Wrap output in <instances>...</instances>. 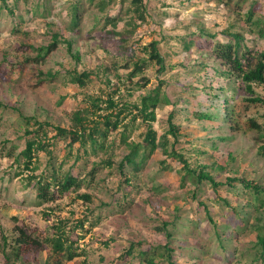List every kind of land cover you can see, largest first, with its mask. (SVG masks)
Listing matches in <instances>:
<instances>
[{
  "label": "rangeland",
  "instance_id": "obj_1",
  "mask_svg": "<svg viewBox=\"0 0 264 264\" xmlns=\"http://www.w3.org/2000/svg\"><path fill=\"white\" fill-rule=\"evenodd\" d=\"M73 1L18 0L16 13L23 15L25 21L17 27L9 15L0 12V264L6 262L2 249L5 239L14 241L20 229L42 245L22 244L21 257L12 256L11 264H46L48 260H56L45 239L52 235L53 225L58 220H65L69 227L80 220L85 222L83 228L79 226L70 233L81 254L72 260L64 257L67 264H145L139 259L138 251L168 242L166 232L160 229L165 222L169 223L172 233L170 246L174 248L173 258L177 264H252L256 232L253 227L244 232L235 230L238 219L222 200L227 198L236 206L245 199L228 191L225 185L214 189L204 182L195 188L179 157L164 154L161 148L150 155L137 173L125 168V173L133 176L127 183L118 167L129 152L121 141L124 127L109 137V141L117 140L112 164L101 162L109 156L104 150L83 156L72 169L81 179V185L63 193L53 186V201L42 200L34 186H26L31 172L13 176L15 157L25 146L24 116L49 121L53 127H71L74 114L86 107L84 93L99 92L107 99L120 74L124 75L125 83L115 99L130 107L139 105L144 96L164 81L161 96L167 94L170 101L158 105L153 124L161 138L169 128L170 112L175 113L174 122L181 126L176 147L185 153L191 165L213 162L225 165L228 154L233 153V165L239 169L238 173L243 175L244 172L264 187L259 131L249 123L250 119L258 123L264 121V105L247 103L243 93L228 90L229 107L235 109L231 126L223 124L222 119L205 124L196 119L195 111L210 107L207 92L211 93V89H204L208 84L203 79L204 73H212L213 66H225L213 55L211 40L205 38L192 46L185 45V37L196 33L199 26L211 33L220 32L217 39L226 41L222 30L233 22H239V27L243 25L237 11L246 10V3L237 5L236 0H232L224 6L222 0H144L148 7L147 20L136 21L134 26L128 24L130 16L125 14L129 0H124V8L120 0H82L73 12L75 22L70 30ZM106 15H118V19L106 24ZM56 32L63 35L61 40L66 38L73 43L80 53V63L72 57L65 42H60L45 59L38 58L36 48L49 44ZM253 38L251 46L263 49L264 41L257 35ZM154 40L159 42L168 67L159 74L157 66L151 64L142 74L149 79L148 84L139 87L136 84L139 77L127 80L126 74L132 67L124 65L147 56L149 44ZM75 68L79 72L84 69L93 72L86 88L65 76L67 70ZM104 68H108L111 78L109 86L104 81L107 76ZM50 72L57 75L53 77ZM221 83L226 82L221 80ZM258 90L264 94V85ZM146 127L141 116L129 123L128 140L141 141ZM45 130L49 137L55 133L50 126ZM169 138L174 139L171 135ZM67 142L62 139L53 144L52 159L47 151L37 154V174L53 164L63 163V169L71 167L73 158L63 162ZM227 175L229 172L221 171L215 178L224 181ZM84 193L90 195L89 200L79 196ZM203 203L219 225L231 223L228 231L233 233L232 241L225 242V248L218 242ZM249 220L252 222V218ZM219 227L222 229L221 225ZM132 244L135 246L130 250ZM157 261L167 264L160 257Z\"/></svg>",
  "mask_w": 264,
  "mask_h": 264
},
{
  "label": "trees",
  "instance_id": "obj_2",
  "mask_svg": "<svg viewBox=\"0 0 264 264\" xmlns=\"http://www.w3.org/2000/svg\"><path fill=\"white\" fill-rule=\"evenodd\" d=\"M231 2L232 0H222L224 6H228ZM10 3L13 5H10ZM17 3L18 0H0V12L11 17L15 22L14 27L19 26L25 21L23 15L16 13ZM81 3L82 0H74L72 3L70 9V14L72 15L69 25L70 30L75 22V14L73 12ZM241 3L247 4L246 10L243 11L240 9L237 11L239 19L243 21V25L239 27L237 25L239 22L237 24L235 22L229 23L222 30V33L227 38L226 41L217 39L220 32L211 33L206 27L200 26L196 33H191L189 37H185L186 46H192L205 38L211 40L213 55L225 66V68H220L218 65L213 66L212 73L207 74L209 72H205L203 75V79L208 82L207 85H204V89H211V93L207 92L210 107L206 110L198 109L193 115L196 119L203 121L204 124L212 120L222 119L223 124L232 125L230 121L233 114H235V109L229 107L230 101L226 95V91L228 90H232L235 94L243 93V99L247 103H260L264 105V94L258 90V87L264 85V48L257 50L251 46L254 35L259 36L264 41V0H236L237 5ZM124 5V0H120V6L124 8ZM147 11V3L144 0H129L125 9V14L130 16V19L127 21L128 24L136 26V21L140 23L145 22L147 20ZM117 16L106 15V24L115 22L118 19ZM62 37L63 35L61 33L56 32L53 34V39L49 44L36 48L38 58L45 59L58 47L60 42H65L72 57L76 59L77 63H80L79 51L75 50L73 43L68 39L64 38L61 40ZM149 46L150 50L147 56H140L131 60L129 64L124 65L126 68L132 67L131 71L126 74L127 80L131 81L139 77V80L136 81L139 87H145L148 84L149 79L142 74L151 64L157 66V72L159 74L164 73L168 67L165 57L159 50V42L154 40ZM202 66L206 68L207 65L203 63ZM76 69L67 70L65 76H68L72 83L77 84L81 88H86L92 81L91 75L93 72L86 69L79 72ZM103 70L107 75L104 81L109 86L111 84V78L108 77V68H104ZM49 74L53 77L57 75L52 72ZM117 77L119 80L115 83L116 87L112 92L108 93L107 99L99 92L84 93L86 107L74 114L71 127H63L60 125L53 127L49 121L39 120L34 116H24L26 121L24 130L25 146L15 157L14 167L16 172H14L13 176H22L25 171L31 172L28 176L26 186H34L38 191V196L42 200L53 201L55 199L54 193L52 192L53 186L54 189L63 193L74 188V186L78 188L81 185V179L73 174L72 169L79 164V161L83 160V156L90 153L97 154L98 150H104L109 156L107 160L104 159L101 162L105 161L109 165L112 164L114 146L117 140L113 139L109 141V137L112 132L124 127L121 133V141L123 145L128 147L129 152L119 161L118 167L127 183L131 182L133 176L125 173V168L129 167L137 173L145 165L150 155L158 148H161L164 154H173L179 157L187 170L188 176L195 184V188L200 187L204 182L211 184L214 189L225 185L229 189L228 191L245 199L243 204L240 203L244 206L241 209V205L234 206L229 199L221 198L238 219L235 230L244 232L247 228L253 227V231L256 232L253 244L255 254L251 262L252 264H264V187L262 184L256 182L254 179L248 178L244 172H242L243 175L238 173L239 169L233 165L235 159L233 153L228 154L229 159L225 165L214 162L211 165L207 163H197L195 166L191 165L185 153L176 147L179 143L181 126L174 122L175 113L173 111L170 112L168 117L169 128L161 138H158V132L153 124L157 119L156 108L158 105L170 101L167 94L161 96V84H164V81L152 93L144 96L139 105L133 104L130 107L127 103H119L115 99V96L121 91L125 83L123 82L125 81L124 75L118 74ZM221 80L226 83H221ZM216 84H218L217 87ZM132 108L136 110L134 111ZM140 116L147 126L144 137L139 142L129 141V134L127 133L129 123L135 122ZM249 123L251 127L259 131V153L264 156V121L258 123L256 119H250ZM46 126L52 127L55 131L50 137L48 136V131L45 130ZM169 135L173 136V141L169 138ZM62 139L66 142L68 141L63 162L71 161L73 158L71 167L63 169V163L58 166L53 164L54 166L48 167L42 173L37 174L36 172L39 168L37 154L40 151H47L50 159H52L53 154L50 148ZM76 144L78 146L74 147ZM213 146L215 149L218 148L217 145ZM94 171L95 167L91 171V174ZM221 171L229 172V175L225 177L224 181L215 178V174ZM79 196L86 200L90 199V195L85 193ZM203 204L206 210L207 205L205 203ZM252 211H254L253 214L251 213ZM206 212L208 213L209 222L213 225L220 246L225 248L224 243L232 241L231 235L233 233H229L230 231H228L229 224L231 223H220L222 229H219L220 225L218 222L212 218L209 211L206 210ZM250 218H252V222L249 220ZM83 224H85L84 220H80L77 221L75 226L69 227L65 220H58L53 225L54 231L45 241L51 245V256L52 258L56 257V260H48L46 264H67L63 259L64 257L72 260L81 254L80 252L78 253V247L75 246V242L71 239L70 233L74 228L77 230L79 226L83 228ZM168 226L169 223L165 222L163 227L160 228L166 232L168 242L164 245L150 247L145 250L139 249L138 255L141 262H145V264H158L157 258L160 257L167 264H177L173 258L174 248L170 246L172 233L168 229ZM27 242L42 245V243L30 239L29 234L22 229L19 230V235L14 241L8 242L5 239L2 247L6 261L5 264H11L13 262L14 258L12 256H15V259L21 257L20 246ZM134 246L135 244H132L130 250H133Z\"/></svg>",
  "mask_w": 264,
  "mask_h": 264
}]
</instances>
